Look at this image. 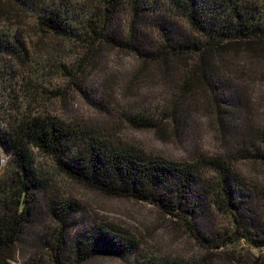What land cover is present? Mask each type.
Here are the masks:
<instances>
[{"label": "trees", "instance_id": "16d2710c", "mask_svg": "<svg viewBox=\"0 0 264 264\" xmlns=\"http://www.w3.org/2000/svg\"><path fill=\"white\" fill-rule=\"evenodd\" d=\"M3 1L13 11L31 13L40 34L75 42L85 53L103 42L132 51L142 65L154 63L162 72L171 61L192 59V65L186 66L190 76L184 78L192 83L193 94L201 91L207 96L226 154L201 155L193 162L169 161L44 111L39 98L32 97L31 106L18 114L2 116L0 112V142L10 151L0 173V264L10 260L15 242L38 208V195L50 188L51 179L34 164V150L52 159L58 172L84 186L111 197L151 201L188 230L192 222L183 214L200 220L210 208V200L225 224L209 227L210 237L200 231L193 238L214 249L239 246L243 241L258 251L248 264H264L260 252L264 250V215H259L264 211V186L245 182L235 168L245 161L264 165V125L247 116L252 104L248 85L264 84V0H87L85 9L66 1ZM122 5L130 12L127 34L115 38L109 35L110 27ZM176 17H181L192 36L179 32L173 22ZM148 27L161 36L158 42L143 33L137 36L139 29ZM25 54L22 42L0 24V57L23 65ZM52 67L71 77L74 74L62 63ZM243 115L247 123L242 127ZM179 117V109L173 106L167 119L176 124ZM128 120L135 126H152L141 115ZM204 173L210 176L205 179ZM44 207L58 229L46 241L51 264H79L101 256L124 258L138 252V240L132 235L99 222L72 236L66 248L63 238L75 214V203L50 199ZM136 264L185 263L151 255Z\"/></svg>", "mask_w": 264, "mask_h": 264}, {"label": "rangeland", "instance_id": "374dc122", "mask_svg": "<svg viewBox=\"0 0 264 264\" xmlns=\"http://www.w3.org/2000/svg\"><path fill=\"white\" fill-rule=\"evenodd\" d=\"M53 1L71 2L81 9H85L87 3V0ZM0 4L4 11L0 17L2 28L22 42L26 50L23 65L0 57L2 116L18 114L27 105L31 106L32 97L39 98V106L44 111L169 161L193 162L201 155L225 156L226 148L219 142L207 96L196 91L194 86L196 92L193 94L192 83L184 78L190 76L186 66L192 65V59L183 58L178 63L171 61L162 72L154 63L142 65L132 51L103 42L85 53L75 42L40 34L28 11H13L3 0ZM129 19L130 12L122 5L113 16L109 35L124 37ZM173 22L180 33L192 36L181 17L173 18ZM141 33L144 37H152L154 42L161 38L149 27L139 29L137 36ZM56 63L64 64L73 76L58 72L52 67ZM248 91L252 104L247 116L264 125V84H249ZM173 106L179 109L176 124L167 119ZM135 115L149 118L152 126H135L128 120ZM242 117L245 119L243 127L247 120L244 115ZM2 145L0 173L10 157V151ZM32 157L36 168L51 179L50 188L38 195V208L29 216V223L12 248L10 260L4 264H51V251L46 241L49 242L58 229L45 211L44 205L50 199L70 200L76 205L64 233L66 248L72 236L98 222L116 225L138 240L136 255L124 258L101 256L79 264H136L151 255L162 261L177 260L185 264L200 258L202 264H248L258 255L256 249L243 241L239 246L231 244L224 249H214L203 240L193 238L192 235L200 231L206 232L202 233L204 237H210L209 227L212 230L225 224V219L214 212L210 200H207L210 208L200 220L183 214L192 222L191 230H188L177 217L163 214L151 201L104 195L58 172L52 159L36 150ZM235 168L245 182L264 186L263 164L245 161L236 164ZM208 176L210 174H203L205 179ZM259 215L263 216L264 211ZM260 252L264 255V250Z\"/></svg>", "mask_w": 264, "mask_h": 264}, {"label": "bare ground", "instance_id": "6f19581e", "mask_svg": "<svg viewBox=\"0 0 264 264\" xmlns=\"http://www.w3.org/2000/svg\"><path fill=\"white\" fill-rule=\"evenodd\" d=\"M1 146V145H0ZM3 149H4V147L3 146H1ZM1 159H2V157H1V152H0V161H1Z\"/></svg>", "mask_w": 264, "mask_h": 264}, {"label": "water", "instance_id": "95a60500", "mask_svg": "<svg viewBox=\"0 0 264 264\" xmlns=\"http://www.w3.org/2000/svg\"><path fill=\"white\" fill-rule=\"evenodd\" d=\"M0 145H2V143L0 142ZM3 146V145H2ZM4 147V146H3Z\"/></svg>", "mask_w": 264, "mask_h": 264}]
</instances>
